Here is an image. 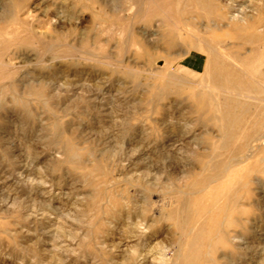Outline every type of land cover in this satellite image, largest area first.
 I'll return each mask as SVG.
<instances>
[{"label":"rangeland","instance_id":"1","mask_svg":"<svg viewBox=\"0 0 264 264\" xmlns=\"http://www.w3.org/2000/svg\"><path fill=\"white\" fill-rule=\"evenodd\" d=\"M221 1L208 35L224 63L254 48L232 39L245 16L264 53V0ZM163 2L175 16L177 0L153 8ZM15 3L0 0V264H175L187 230L212 212L214 178L235 202L232 223L196 263L264 264V124L255 134L246 116L234 150L217 120L200 119L188 94L206 82L205 54L168 48L157 15L132 28L144 50L125 44L128 0ZM218 152L232 169L209 176ZM196 195L206 199L190 212Z\"/></svg>","mask_w":264,"mask_h":264},{"label":"bare ground","instance_id":"2","mask_svg":"<svg viewBox=\"0 0 264 264\" xmlns=\"http://www.w3.org/2000/svg\"><path fill=\"white\" fill-rule=\"evenodd\" d=\"M128 1L130 8L134 7L135 9L132 15L127 18L126 28L123 29V32L128 31L124 43L130 46L133 44L131 42L134 41L138 43V45H141L144 50V42L141 44L140 42L142 40L137 41L136 36L132 34V28L140 17L148 16L152 18L157 15L164 25L161 39L168 48L177 46L179 41H181V44L185 45L187 49H195L204 53L206 56V70L204 73L206 82L200 85L201 89L199 91L190 90L188 94V97L195 104L196 111L200 113V119L204 123L210 120H217L219 122V128L222 129L224 135H226V138L222 142L223 145H238L236 139H234L235 131L237 127L243 123L246 116L249 118V121L252 122L253 127H255L254 132L256 134L264 124V53L256 50V44L260 38V35H258L260 33L255 31V29L259 27L258 24L255 22L252 23L250 17L247 16L242 17L240 19L241 21L238 20L239 22H232L231 27L232 33L234 34L232 39L244 43L247 42L253 45L254 48H251L249 55L244 57L238 56L236 59L234 58L238 66L233 63L234 67H230L223 61L226 58L225 55L218 52V49L215 47L219 42L214 41L211 36L208 35L217 31V29H214V27L210 25L212 18H216L219 20L218 22H221L224 18L222 9L225 7L227 9V5L221 0H177V4L174 8V18L168 16L170 8L163 7L164 2L162 3V7L155 9L152 5L154 0ZM14 3L15 0H11L12 6L16 4ZM102 21L104 22V20ZM196 21L199 23L205 22L206 24L199 30L197 25H195ZM116 23L119 25V22L115 20L114 25ZM52 46L53 45L43 48L47 51L50 50ZM96 56L101 58L98 54ZM195 72L194 70L189 71V73L193 74H196ZM207 84L219 88L221 90V95L216 94L214 96L209 93L210 91H204ZM175 89L178 90L179 93H182V90L185 88L175 87ZM227 122L230 123L228 128L226 127ZM241 137L246 136L242 134ZM247 137L248 140L254 138L253 134L247 135ZM242 143L235 147L234 150L241 149L242 145H245L244 142ZM220 156L221 153L218 152L211 161L205 163L210 166L206 170L209 176L211 173L213 174L216 172L219 175L224 174L226 176L229 171L230 167L228 166V161L226 159L219 160ZM230 169H232V167ZM217 180V178H214L207 181L208 187L211 186L214 190L210 197H208L212 206H214L212 212L208 216H202L201 213L199 216L201 220L198 227L194 229V226L193 229L187 230L189 234L187 238H185V242L178 248L179 254L175 264H197L196 259L199 256L198 248L203 241L207 242L212 251L216 247L217 242L224 241V229L232 223L230 217L235 202L228 198L229 196L225 197L223 194L224 197H222L223 195H220L223 191L222 188L216 187L215 182H218ZM204 198L205 196L203 195H196L192 198H188L187 210L190 212L194 209L196 210L198 202ZM233 198L235 199V197ZM221 212L226 214V216L220 217ZM211 240H215V242L213 243ZM192 247H196V249H192Z\"/></svg>","mask_w":264,"mask_h":264},{"label":"water","instance_id":"3","mask_svg":"<svg viewBox=\"0 0 264 264\" xmlns=\"http://www.w3.org/2000/svg\"><path fill=\"white\" fill-rule=\"evenodd\" d=\"M158 65H160V62L159 63H157Z\"/></svg>","mask_w":264,"mask_h":264}]
</instances>
